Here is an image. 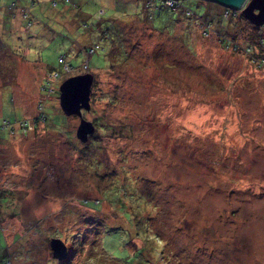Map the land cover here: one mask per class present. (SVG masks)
<instances>
[{
  "label": "rangeland",
  "instance_id": "374dc122",
  "mask_svg": "<svg viewBox=\"0 0 264 264\" xmlns=\"http://www.w3.org/2000/svg\"><path fill=\"white\" fill-rule=\"evenodd\" d=\"M11 1L0 0V263L264 264V24L202 0L182 3L207 4L208 24L178 3L177 17L148 21L141 0H81L87 24L99 10L111 22L104 34H77L40 2L24 30L2 9ZM92 39L103 50L87 59L75 41ZM85 73L94 131L80 140L58 87Z\"/></svg>",
  "mask_w": 264,
  "mask_h": 264
},
{
  "label": "trees",
  "instance_id": "16d2710c",
  "mask_svg": "<svg viewBox=\"0 0 264 264\" xmlns=\"http://www.w3.org/2000/svg\"><path fill=\"white\" fill-rule=\"evenodd\" d=\"M17 1H20V0H12L10 2L9 5H7L6 7L2 8L3 11L5 10V12H7L8 14V17L9 19L11 20L12 18H15L16 16V13H15V10H18L20 11V16H23V19L24 21H31L32 19V15H33V21H36L37 20V16L41 15V14H35V9H34V6L32 8H26V2H28V0H25V4L23 6H18V3ZM31 2H35L37 4H40L41 3V6H40V10L39 11H44V7L47 8L48 10H57L55 13H57L61 19L64 20L65 17V20L63 22H67L69 23V25L73 24L72 26V29L76 31L77 34H81L82 32H84L85 30L86 31H89V33H91V35L95 34V32H99L101 28L102 29V32L103 34L105 33V31H103L105 28H108V26H111V22L110 21H106L105 20H101V16L103 15V11L101 10V13L98 14L97 12L95 13V22L94 23H89L87 24L84 19H85V16L86 14H81L79 11H77V9L79 8V3L81 0H76L74 1V4H76V7H70L69 3L68 4H65V3H62L61 0H30ZM180 1V2H179ZM40 2V3H39ZM49 3L50 6H47L45 5L46 3ZM51 2H55V5L52 6L51 5ZM179 4L178 7L180 8H184L186 11L185 13L187 14H190L191 17L195 16V21L197 20H201L202 18H204L208 24V19L210 18V16L206 13V9H207V4L206 6L203 8L202 11L200 10H197V8L193 5H191L192 3H182V0H178V2H174L173 4L171 3V7H167L168 5H166L164 2L160 1V0H141V15L140 17L143 18V19H146L148 21H153L155 19V17L157 19H160L161 18V12H170V13H176V11H174V7L176 4ZM11 6V7H9ZM214 7V5H213ZM38 9H39V6H38ZM34 10V11H33ZM33 12V14H32ZM226 12H229L228 10ZM169 13H166V17L164 18V23L166 21H172V18H171V15L168 16ZM138 16V15H137ZM178 16V14L176 13V17ZM7 22V21H6ZM201 22V21H200ZM78 26L80 27V30L78 29ZM75 28V29H74ZM99 34V33H98ZM107 36V35H106ZM76 39V38H75ZM101 41L100 39H97V40H91L90 43L92 42L93 44V51L92 53H90V55L88 54L87 55V59L89 58V56L95 54L98 50H103V46L101 44V47L99 49V47H97L98 49L96 50L95 47H96V44L97 42ZM75 45L76 48H79L81 47L82 50H83V53H84V56L86 55V53L88 52L89 48L91 47L90 43L88 45H83L81 43H79V41H75ZM250 48L249 49H252L253 46H249ZM255 47H262V43L260 41H258L256 43V46ZM61 56L64 61L66 60V62L68 63L69 66L70 63L68 62V60L63 56V55H58L57 58ZM57 58H56V61H57ZM85 59V57H84ZM90 100V98H89ZM83 111V110H82ZM44 117V116H43ZM0 237H1V240L0 241V250H3V248L5 247L4 246V242H3V239H2V236L0 234ZM1 252V251H0ZM7 259L4 260V262L0 263V264H8L7 263Z\"/></svg>",
  "mask_w": 264,
  "mask_h": 264
},
{
  "label": "water",
  "instance_id": "95a60500",
  "mask_svg": "<svg viewBox=\"0 0 264 264\" xmlns=\"http://www.w3.org/2000/svg\"><path fill=\"white\" fill-rule=\"evenodd\" d=\"M213 3L229 10H239L242 17L252 24L260 27L264 24V0H202ZM92 76L88 73L75 75L63 80L58 87V104L66 115L79 117L76 135L82 140L86 133L94 131L93 125L81 118L82 110L89 109V92ZM52 255L57 258L66 256L65 245L59 239H51Z\"/></svg>",
  "mask_w": 264,
  "mask_h": 264
},
{
  "label": "built area",
  "instance_id": "2783aa9c",
  "mask_svg": "<svg viewBox=\"0 0 264 264\" xmlns=\"http://www.w3.org/2000/svg\"><path fill=\"white\" fill-rule=\"evenodd\" d=\"M74 1H76V0H61L62 3H65V4H68V3H69L70 7H76V4H74ZM160 1L164 2L166 5L169 4V0H160ZM26 5H27V6H26L27 9H28V8H32V7L35 5V2L33 3V2H31L30 0H28V2H26ZM51 5L54 6V5H55V2H51ZM9 7H11V6H9ZM100 13H101V10H99L98 14H100ZM23 16H24V15H23ZM93 48H94V47H93ZM93 48L89 49L87 53H92ZM57 63L61 65V67H60L61 70H60V71H62V72H68L69 68L71 67V66L68 65V63H67L66 61H64V59H63L61 56H59V57L57 58ZM47 72H48V71H47ZM49 72H51V73L49 74L48 77H51V78H54V79H56V78L58 77L57 70L49 71ZM54 79H53V80H54ZM49 81H50V80H49L48 78L45 79V81H44V83H45V90H46V91H44V92H46V94H47L48 89H49ZM39 89H40V88H39ZM36 120H39V121L43 120V115H42V113H40V114L37 116ZM23 123H25V122H23ZM8 124H9V123H6V127H7V128H10V125H8ZM22 126H23V125H22ZM7 263H8V261H7Z\"/></svg>",
  "mask_w": 264,
  "mask_h": 264
},
{
  "label": "crops",
  "instance_id": "0c3cea01",
  "mask_svg": "<svg viewBox=\"0 0 264 264\" xmlns=\"http://www.w3.org/2000/svg\"><path fill=\"white\" fill-rule=\"evenodd\" d=\"M34 11V10H33ZM36 12H35V14L37 13L38 15L40 14L39 13V11H37V10H35ZM42 14H43V11L41 10L40 11ZM32 14H33V12H32ZM15 17H17V15L15 16ZM14 19H16V18H14ZM13 20V19H12ZM22 20V19H21ZM33 15H32V19H31V21H22V25H23V29L24 30H30V28L32 27V25H33ZM5 25H10V23L8 22L7 24H5ZM6 28H8V27H6ZM39 68V70L41 69L40 67H38ZM45 69V70H44ZM43 70H44V72H47L48 70L46 69V67L44 68Z\"/></svg>",
  "mask_w": 264,
  "mask_h": 264
},
{
  "label": "flooded vegetation",
  "instance_id": "af4514ba",
  "mask_svg": "<svg viewBox=\"0 0 264 264\" xmlns=\"http://www.w3.org/2000/svg\"><path fill=\"white\" fill-rule=\"evenodd\" d=\"M242 16V15H241Z\"/></svg>",
  "mask_w": 264,
  "mask_h": 264
}]
</instances>
